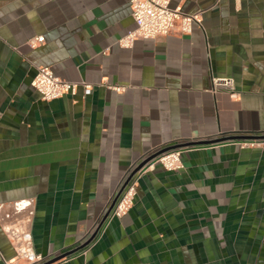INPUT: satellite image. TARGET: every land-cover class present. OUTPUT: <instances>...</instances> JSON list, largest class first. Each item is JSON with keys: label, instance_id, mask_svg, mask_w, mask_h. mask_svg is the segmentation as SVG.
Wrapping results in <instances>:
<instances>
[{"label": "crops", "instance_id": "crops-1", "mask_svg": "<svg viewBox=\"0 0 264 264\" xmlns=\"http://www.w3.org/2000/svg\"><path fill=\"white\" fill-rule=\"evenodd\" d=\"M131 1L0 0V264H264V148L241 146L264 140V0H172L193 32L124 48ZM40 67L92 91L44 101ZM173 147L183 170L144 175L99 233Z\"/></svg>", "mask_w": 264, "mask_h": 264}, {"label": "built area", "instance_id": "built-area-1", "mask_svg": "<svg viewBox=\"0 0 264 264\" xmlns=\"http://www.w3.org/2000/svg\"><path fill=\"white\" fill-rule=\"evenodd\" d=\"M172 0H132V17L136 23V29L128 33L119 41V45L124 48H131L136 41L154 40L159 37H166L177 31L180 35H190L194 25L198 23V17L186 15L178 10L170 8ZM44 37L34 38L30 41L32 47L43 44ZM212 92H229L235 96V80L233 78H213ZM32 86L41 95L42 99L51 102L61 99L67 95L75 96L80 87L86 93L92 91V87L84 82H66L58 78L51 68L40 67L32 81ZM119 91L120 89H117ZM242 147L264 148V140L244 142ZM183 148L171 150L163 153L154 159H149L140 165L131 177L123 194L118 199L107 221L121 219L134 207L137 196V189L140 180L144 175L153 172L157 166H161L168 172H179L184 168L182 155ZM130 178V177H129ZM104 227L99 233L104 232ZM43 262L41 256L36 257L35 263Z\"/></svg>", "mask_w": 264, "mask_h": 264}, {"label": "water", "instance_id": "water-1", "mask_svg": "<svg viewBox=\"0 0 264 264\" xmlns=\"http://www.w3.org/2000/svg\"><path fill=\"white\" fill-rule=\"evenodd\" d=\"M232 139H235V138H232ZM237 139H241V138H237ZM237 139H236V140H237ZM225 140H226V139H225ZM220 142H222V141H221V140H220V141H213L212 143H203V144L208 145V144H214V143H220ZM175 149H180V147H173V148H170V149H166L165 151H162L161 153H159V154L156 155L155 157H157V156H159V155H161V154H163V153L169 152V151H171V150H175ZM155 157H152V159H154ZM150 160H151V159H150ZM134 173H135V172H134ZM134 173H133V174H134ZM133 174H132V176H133ZM132 176H130V178L126 181V183H125V185H124L122 191L119 193L117 199L114 201V203H113V205L110 207L109 211H108V212L106 213V215L103 217V219H102V221H101V223H100L98 229H100V228L103 226V224L107 221L108 217L110 216L112 210L114 209V207H115V205H116L118 199H119L120 196L123 194V192H124L125 188L127 187V185H128V183H129V181H130V179H131ZM95 236H96V234L93 235V237L91 238L90 242H92V240L95 238ZM90 242H89V243H90ZM89 243H88V244H89ZM69 255H71V254H68V255L63 256V257H59V258L54 259V260L50 261L49 263H45V264H55L56 262H58V261H60V260H62V259H64V258L68 257Z\"/></svg>", "mask_w": 264, "mask_h": 264}]
</instances>
